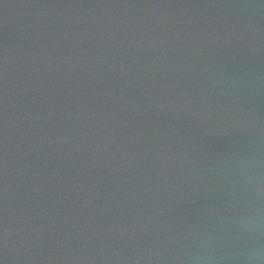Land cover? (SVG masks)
<instances>
[{"label":"water","instance_id":"obj_1","mask_svg":"<svg viewBox=\"0 0 264 264\" xmlns=\"http://www.w3.org/2000/svg\"><path fill=\"white\" fill-rule=\"evenodd\" d=\"M0 264H264V0H0Z\"/></svg>","mask_w":264,"mask_h":264},{"label":"clouds","instance_id":"obj_2","mask_svg":"<svg viewBox=\"0 0 264 264\" xmlns=\"http://www.w3.org/2000/svg\"><path fill=\"white\" fill-rule=\"evenodd\" d=\"M229 243H233L229 241ZM258 242L255 237H239L235 240L234 246L230 249L227 259L235 261L247 260L251 257L254 247Z\"/></svg>","mask_w":264,"mask_h":264}]
</instances>
